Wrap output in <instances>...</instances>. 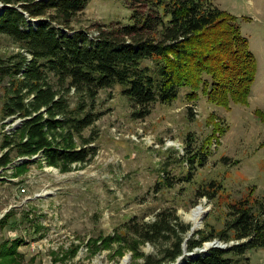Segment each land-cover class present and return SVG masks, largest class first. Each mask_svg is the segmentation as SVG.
<instances>
[{
	"label": "rangeland",
	"instance_id": "374dc122",
	"mask_svg": "<svg viewBox=\"0 0 264 264\" xmlns=\"http://www.w3.org/2000/svg\"><path fill=\"white\" fill-rule=\"evenodd\" d=\"M213 1L237 17L256 57L247 103L225 109L201 92L189 98L182 87L174 100L156 101L137 118L121 84L101 89L93 109L99 117L83 131L94 136L96 154L70 171L47 166L41 155L18 156L15 147L2 148L4 136L21 120L3 118L6 81L0 82V156L7 152L10 160L0 167V264H142L135 256L154 255L156 247L138 241L132 226L151 221L156 212L173 211L189 226L187 237L191 228L190 236L222 230L231 203L264 201V0ZM14 2L18 8L25 3ZM4 5L0 0V9ZM129 16L126 0H89L71 26L93 33L129 23ZM17 51L0 35L1 58ZM68 99L71 107L78 101L72 91ZM216 121L223 131L213 132ZM192 154L196 159L190 163ZM22 164L26 167L17 169ZM198 204L203 212L194 226L185 214ZM233 243L213 238L195 251ZM242 258L244 264H264V248L248 249Z\"/></svg>",
	"mask_w": 264,
	"mask_h": 264
},
{
	"label": "trees",
	"instance_id": "16d2710c",
	"mask_svg": "<svg viewBox=\"0 0 264 264\" xmlns=\"http://www.w3.org/2000/svg\"><path fill=\"white\" fill-rule=\"evenodd\" d=\"M1 1L6 5L0 9V35L20 49L0 57V82L6 81L2 116L21 120L4 136L2 148L15 147L18 156L41 155L47 166L61 172L88 163L96 154L91 145L95 138L83 131L99 117L93 111L99 90L115 84L123 86L121 93L137 118L145 117L156 101L174 100L182 87L189 98L201 92L225 109L248 101L256 57L237 17L213 0H126L129 23L93 33L71 26L89 0H24L19 8L14 0ZM71 91L78 97L74 107L68 99ZM215 131H223L217 121ZM206 144L202 150L210 141ZM203 160L197 159L198 164ZM9 161L5 152L0 167ZM22 167L26 165L17 169ZM163 184L172 186L167 178ZM226 216L219 232L196 230L185 239L189 226L173 211L160 210L151 221L133 224L138 241L156 247L154 255L135 257L142 264H175L185 245L192 254L178 264H244L248 249L264 248V201L238 200L229 204ZM213 238L236 243L195 251ZM135 247L130 249L134 252Z\"/></svg>",
	"mask_w": 264,
	"mask_h": 264
},
{
	"label": "bare ground",
	"instance_id": "6f19581e",
	"mask_svg": "<svg viewBox=\"0 0 264 264\" xmlns=\"http://www.w3.org/2000/svg\"><path fill=\"white\" fill-rule=\"evenodd\" d=\"M202 212H203V206L201 204H198L189 213L185 214V218L186 220L191 222L194 226H196L202 215Z\"/></svg>",
	"mask_w": 264,
	"mask_h": 264
},
{
	"label": "water",
	"instance_id": "95a60500",
	"mask_svg": "<svg viewBox=\"0 0 264 264\" xmlns=\"http://www.w3.org/2000/svg\"><path fill=\"white\" fill-rule=\"evenodd\" d=\"M191 232H192V228H191ZM191 232L190 233H188V236L185 238V239H187L189 236H190V234H191ZM213 247H220V248H225L226 247V245L225 246H223V245H212ZM211 247V246H210ZM209 248V247H208ZM207 248H204V249H200V250H198L199 252L200 251H204V250H206ZM186 250V248H185V245H184V247H183V254L181 255V256H179L178 258H177V260H176V262H175V264H178L179 262H180V259L184 256V255H191L192 254V252H187V251H185Z\"/></svg>",
	"mask_w": 264,
	"mask_h": 264
}]
</instances>
